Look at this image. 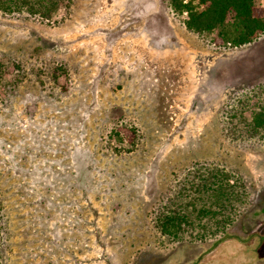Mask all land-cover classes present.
I'll use <instances>...</instances> for the list:
<instances>
[{
	"label": "rangeland",
	"instance_id": "1",
	"mask_svg": "<svg viewBox=\"0 0 264 264\" xmlns=\"http://www.w3.org/2000/svg\"><path fill=\"white\" fill-rule=\"evenodd\" d=\"M263 83L264 35L217 47L169 0H73L60 22L0 10L3 263L264 264V138L225 131ZM198 165L235 174L251 206L218 246L162 244L155 210Z\"/></svg>",
	"mask_w": 264,
	"mask_h": 264
},
{
	"label": "trees",
	"instance_id": "2",
	"mask_svg": "<svg viewBox=\"0 0 264 264\" xmlns=\"http://www.w3.org/2000/svg\"><path fill=\"white\" fill-rule=\"evenodd\" d=\"M73 0H0V10L60 22L70 12ZM262 0H169L172 10L184 16V24L194 33L208 36L217 47L236 48L256 42L264 35ZM186 14V15H185ZM159 18V17H158ZM152 18L151 24L168 27L167 20ZM150 25V24H149ZM170 26V25H169ZM264 90V83L261 84ZM256 95L239 101L245 108L229 113L225 131L233 140L264 138V104L246 115ZM255 105V104H254ZM253 105V107H254ZM251 111V110H250ZM138 129L134 126L114 127L112 135L119 141L135 143ZM178 181L168 203L155 210L153 219L157 240L167 238L175 245L204 243L214 237V246L235 234L231 228L251 206L248 189L233 173L216 166L198 165ZM232 178L237 181L232 182ZM0 232L4 222L1 216ZM237 235V234H235ZM0 252V264H4Z\"/></svg>",
	"mask_w": 264,
	"mask_h": 264
}]
</instances>
